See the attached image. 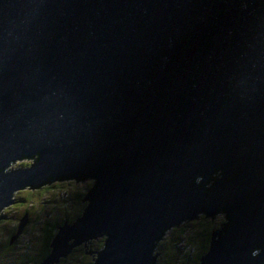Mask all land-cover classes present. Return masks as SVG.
Segmentation results:
<instances>
[{
    "label": "water",
    "instance_id": "1",
    "mask_svg": "<svg viewBox=\"0 0 264 264\" xmlns=\"http://www.w3.org/2000/svg\"><path fill=\"white\" fill-rule=\"evenodd\" d=\"M67 178L40 264L102 235L92 264H159L219 212L198 264H264V0H0V217Z\"/></svg>",
    "mask_w": 264,
    "mask_h": 264
},
{
    "label": "rangeland",
    "instance_id": "2",
    "mask_svg": "<svg viewBox=\"0 0 264 264\" xmlns=\"http://www.w3.org/2000/svg\"><path fill=\"white\" fill-rule=\"evenodd\" d=\"M89 182V178L55 180L51 185L16 195L15 204L11 206L8 215L0 218V264H36V261L40 259L39 235L43 225L49 220L61 219L64 216L75 217L83 204L86 203L85 200H82L84 194L80 202L76 194L80 193L79 191L84 192ZM26 210L29 212V220L25 223L23 232L19 234L13 245H7L6 239L16 231L18 220ZM205 219L207 218L200 215L174 226L173 229H168L158 242V246L164 247L159 264H181V260L184 262L185 258L183 257L186 256L180 254V248L175 250L174 243L191 242L190 244L195 248L198 230L207 223ZM223 220V213L219 212L212 219L210 218V224L215 227ZM179 236L181 240L178 243L177 237L179 238ZM100 237L81 242L85 247V254L83 249L76 248L67 254L64 260L56 264H86L94 254V247L98 245ZM186 249H189V245ZM173 250L178 253L177 256H174ZM81 254V259L76 257Z\"/></svg>",
    "mask_w": 264,
    "mask_h": 264
},
{
    "label": "trees",
    "instance_id": "3",
    "mask_svg": "<svg viewBox=\"0 0 264 264\" xmlns=\"http://www.w3.org/2000/svg\"><path fill=\"white\" fill-rule=\"evenodd\" d=\"M80 193H75L76 194V197L78 196V200L79 202L82 201L81 198L83 196V191H79ZM84 205V204H83ZM67 216H65L66 218ZM75 217L73 218H68V220L70 221L71 219L73 220ZM207 221V223H205V225L203 226L202 229L198 230V235H197V238H196V250L194 248V245H191L189 242H183V243H179L180 240H181V237L179 236V238L177 237V240H178V243H174V246H175V250L176 248H180L179 252L180 254H184L186 257H183L185 258L184 262L183 260H181V264H198L199 263V258L201 256L202 253H204L206 250H207V247H208V243H209V239H210V231L212 228H214V226H212V224H210V219L207 218L205 219ZM51 236V233H48L47 235V238L49 240ZM104 238V236L102 235L99 239V242L97 243L98 245H96L94 248H98L100 244H102V239ZM47 240V241H48ZM194 241V240H193ZM187 244V245H186ZM48 243L46 244V247L44 248V254L47 252V247ZM186 245V246H185ZM189 245V249H186V247ZM157 246H158V243H157ZM77 248L80 250V249H83V253L85 254L86 253V250L85 247L81 244L79 246H77ZM193 249V250H190V249ZM76 249V248H75ZM90 249V248H89ZM175 250H173V253H175ZM178 253H175L174 256H177ZM75 257V256H74ZM77 258L79 257L81 259L82 257V254L81 255H77L76 256ZM65 259V258H64ZM90 261L91 259H89L86 264H90Z\"/></svg>",
    "mask_w": 264,
    "mask_h": 264
},
{
    "label": "flooded vegetation",
    "instance_id": "4",
    "mask_svg": "<svg viewBox=\"0 0 264 264\" xmlns=\"http://www.w3.org/2000/svg\"><path fill=\"white\" fill-rule=\"evenodd\" d=\"M70 179H74V178H70ZM84 179H87V178H84ZM64 180V179H63ZM81 180V179H80ZM89 180H90V182L88 183V185H87V187L85 188V191L83 192V194H85L86 192H87V190H88V188L92 185V179L91 178H89ZM55 181V180H54ZM56 181H58V180H56ZM38 189H40V188H38ZM34 190H36V189H34ZM32 191V190H31ZM15 200L16 199H14V202H13V204H12V206L15 204ZM83 200V199H82ZM85 206V203H84V205L80 208V210H79V212L76 214V216H75V218L81 213V211H82V208ZM222 213V212H221ZM22 215H27V218H28V220H29V212L26 210V211H24V213L22 214ZM200 215H203V217L204 218H211V217H208V216H205L204 214H200ZM199 215V216H200ZM224 215V214H223ZM1 218V217H0ZM68 218L69 217H66L65 218V216L64 217H62L61 219H53V220H49V221H47L46 223H45V225H43L44 227H43V229H42V232H41V234L39 235V240H40V248H39V254H40V259H38L37 261H36V264H40V261H41V259L49 252V249H50V247H49V243H50V241H51V238H52V236L57 232V230H58V226L65 220V221H69L68 220ZM74 218V219H75ZM73 219V220H74ZM212 219V218H211ZM72 219L70 220V222H72L73 221ZM222 222V221H221ZM220 222V223H221ZM219 223V224H220ZM218 224V225H219ZM24 229V228H23ZM23 232V230L19 233V234H21ZM15 233V232H14ZM14 233H12V234H10L9 235V237L6 239L7 241H6V243H7V245H13L15 242H16V240H17V238H18V236H19V234L16 236V237H13L12 235L14 234ZM48 233H51V236H50V238H49V240H48V238H47V235H48ZM104 239V238H103ZM103 239H102V243H103ZM48 240V241H47ZM48 243V245H47V247H48V249H47V252L44 254L43 252H44V248L46 247V244ZM79 245H81V243H79V244H76L73 248H72V251L75 249V248H77V246H79ZM83 245V244H82ZM102 244H100L99 245V247L101 246ZM98 247V248H99ZM98 248H96L95 250H94V254L92 255V257H91V261H90V264H92L93 263V259L95 258V256H96V250L98 249ZM89 250H91L92 251V249H89ZM64 258L65 257H62V258H60V260L59 261H57V262H54V263H52V264H56V263H58V262H60V261H62V260H64Z\"/></svg>",
    "mask_w": 264,
    "mask_h": 264
}]
</instances>
